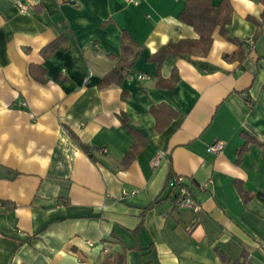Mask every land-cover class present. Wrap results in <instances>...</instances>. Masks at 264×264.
I'll use <instances>...</instances> for the list:
<instances>
[{
	"label": "crops",
	"instance_id": "1",
	"mask_svg": "<svg viewBox=\"0 0 264 264\" xmlns=\"http://www.w3.org/2000/svg\"><path fill=\"white\" fill-rule=\"evenodd\" d=\"M21 1L0 0V264H233L243 253L264 264L263 148L248 142L237 160L242 133L264 142L263 2L228 0L243 61L224 59L237 44L216 27L207 53L157 62L165 44L199 36L178 18L185 0ZM122 31L138 55L101 86ZM159 104L174 116L157 131ZM174 175L198 213L177 205Z\"/></svg>",
	"mask_w": 264,
	"mask_h": 264
},
{
	"label": "trees",
	"instance_id": "2",
	"mask_svg": "<svg viewBox=\"0 0 264 264\" xmlns=\"http://www.w3.org/2000/svg\"><path fill=\"white\" fill-rule=\"evenodd\" d=\"M264 4V0H261ZM232 8L228 0H222L217 5L212 4L211 0H185L184 8L178 14V18L191 25L193 29L198 33L197 39H182L177 42H169L162 46L155 53L151 54L149 59L157 62H161L168 56H181L183 54L193 53L199 51L202 54L207 53L209 47L212 43V33L216 27H219V30L223 37L229 41L235 42L237 48L229 53L224 54L223 57L226 60H238L239 62L243 61L245 58L246 44L243 40H239L235 37L230 36L226 26L229 23L231 16ZM262 19L264 20V9L262 11ZM66 41V37L62 34H59L55 40H53L47 48L50 50L55 49L63 45ZM140 46L131 39L127 32L122 31L120 36V53L117 56H113L115 64L112 69L102 77L99 82V85H107L109 83H119L124 77L126 71L131 67L135 58L138 55ZM171 78H175V75ZM264 90V85H263ZM150 112L154 115L156 120V130L160 131L163 127L166 126L171 117L174 116V111L169 110L165 104L153 105L150 108ZM121 122L128 127V120L124 115L120 116ZM135 133V130H134ZM138 133V132H137ZM245 143L242 147L239 148L237 152V160L240 159L243 152L247 149L246 144L248 142L257 143L260 147L263 148L264 155V142H258L254 138L250 137L247 133H242ZM145 144L143 142L133 143L129 149L126 151L123 157V164L127 165L142 149ZM80 146L87 150L85 144L80 143ZM241 194L245 196L242 190ZM264 202V196H261ZM220 256L223 260H228L226 257L220 253ZM242 260L237 259L233 264H252L248 259L245 253L242 255Z\"/></svg>",
	"mask_w": 264,
	"mask_h": 264
},
{
	"label": "built area",
	"instance_id": "3",
	"mask_svg": "<svg viewBox=\"0 0 264 264\" xmlns=\"http://www.w3.org/2000/svg\"><path fill=\"white\" fill-rule=\"evenodd\" d=\"M127 3L137 4L139 0H124ZM15 4L18 6L20 11H24L27 8V5L21 0H15ZM249 47L253 46L254 40L253 37H248L245 39ZM139 78H144L145 76L139 75ZM224 146L223 141H215L207 146V150L214 154L219 153ZM162 153L159 151L155 152L153 163L156 165L159 160L162 158ZM166 187L169 191L175 194V199L179 207L187 208L194 213H198L201 209L200 205L196 202L193 191L190 186L185 182L184 177L181 175H174L171 177L166 184ZM135 190H131L130 193H134ZM123 193H128L127 190H123ZM86 243L89 246L93 245V241L86 240ZM104 251H107V247H103Z\"/></svg>",
	"mask_w": 264,
	"mask_h": 264
},
{
	"label": "water",
	"instance_id": "4",
	"mask_svg": "<svg viewBox=\"0 0 264 264\" xmlns=\"http://www.w3.org/2000/svg\"><path fill=\"white\" fill-rule=\"evenodd\" d=\"M142 133H145L143 130H140Z\"/></svg>",
	"mask_w": 264,
	"mask_h": 264
}]
</instances>
